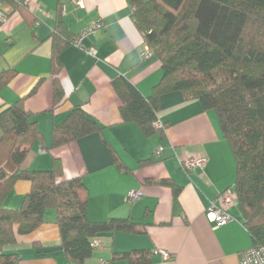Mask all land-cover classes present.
Wrapping results in <instances>:
<instances>
[{
  "label": "crops",
  "instance_id": "0c3cea01",
  "mask_svg": "<svg viewBox=\"0 0 264 264\" xmlns=\"http://www.w3.org/2000/svg\"><path fill=\"white\" fill-rule=\"evenodd\" d=\"M1 2L7 17L0 23V71L14 69L15 74L0 90V112L22 100L40 134L22 167L49 169L58 158L64 178H83L90 220L128 217L143 226L140 233L100 235L101 247L71 264H131L114 254L139 249L150 252L151 264H236L240 251L254 245L238 203L229 207L232 220L226 225L217 226L207 216L210 203L227 189L235 190L236 180V161L216 112L172 91L162 95L158 112L164 136H147L122 120L112 80L123 75L148 95L163 75L158 57L150 49L145 54L148 46L132 18L133 6L127 0H36L28 8ZM58 24L72 35L92 31L82 35L79 45L56 42L62 47L55 48L52 35ZM55 50L57 73L52 71ZM55 78L63 92L57 104ZM76 106L101 131L51 147L53 129ZM109 147L124 169L114 163ZM191 156L206 158V164L185 171L181 163ZM161 179L181 186L176 199L170 186L149 183ZM30 188L29 181H17L5 206L20 207ZM134 190L143 194L130 201ZM56 220L55 209L47 208L39 227L5 246L18 254L16 264H67Z\"/></svg>",
  "mask_w": 264,
  "mask_h": 264
},
{
  "label": "trees",
  "instance_id": "16d2710c",
  "mask_svg": "<svg viewBox=\"0 0 264 264\" xmlns=\"http://www.w3.org/2000/svg\"><path fill=\"white\" fill-rule=\"evenodd\" d=\"M9 1L15 8L29 7L19 0ZM127 1L134 8L132 18L146 45L161 61L163 75L148 95L123 75L112 80L123 122L135 123L147 136H164L166 126L155 123L162 95L172 91L213 109L236 161L235 190L245 225L253 244L264 246V0ZM53 32L55 48L73 44L79 36L65 33L60 24ZM59 69L55 50L52 71ZM14 74V69L0 71V90ZM62 93L55 78V104ZM0 129V264H16L18 254L7 252L5 246L39 227L47 208L57 213L67 264L88 259L95 237L115 231L143 232L142 223L128 217L90 220L83 178H64L58 158L53 168L22 167L30 147L40 141L22 100L0 112ZM100 131L96 120L76 106L53 129L51 147ZM109 150L114 163L124 169L116 152ZM19 180L29 181L31 188L20 207L8 208L5 199ZM149 183L170 186L175 199L181 189L171 179ZM113 258L151 264L150 252L143 249L115 253Z\"/></svg>",
  "mask_w": 264,
  "mask_h": 264
},
{
  "label": "built area",
  "instance_id": "2783aa9c",
  "mask_svg": "<svg viewBox=\"0 0 264 264\" xmlns=\"http://www.w3.org/2000/svg\"><path fill=\"white\" fill-rule=\"evenodd\" d=\"M25 4H33L36 0H19ZM7 17V12L5 8H3V4L0 0V23L5 21ZM96 28H101V23H96ZM92 31V28L83 32L78 38L75 40V44L79 45L81 42V38L83 34H88ZM149 48L146 49L145 54H148ZM156 126L162 127L163 124L158 120ZM162 148H160L161 151ZM41 152H44L45 149H40ZM206 164V158L201 156H191L184 160L181 165L182 168L191 172L196 166H204ZM143 194L142 191H131L129 195V200L134 201L141 197ZM237 203V193L235 190L227 189L223 193H221L218 198L211 202L209 207L207 208V216L211 221H213L217 226H223L228 224L232 220L231 214L228 212V209L233 204ZM102 243L100 240L95 237L91 241V246L93 249L101 247ZM164 257L168 258L170 254L168 252H163ZM102 264H108L107 261H102ZM236 264H264V246L262 245H253L247 249H243L239 253V260Z\"/></svg>",
  "mask_w": 264,
  "mask_h": 264
},
{
  "label": "rangeland",
  "instance_id": "374dc122",
  "mask_svg": "<svg viewBox=\"0 0 264 264\" xmlns=\"http://www.w3.org/2000/svg\"><path fill=\"white\" fill-rule=\"evenodd\" d=\"M214 111V110H213ZM215 112V111H214Z\"/></svg>",
  "mask_w": 264,
  "mask_h": 264
}]
</instances>
